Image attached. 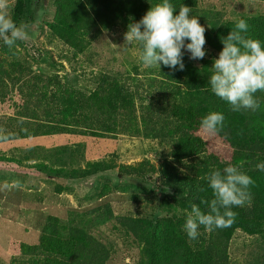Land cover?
<instances>
[{
  "label": "trees",
  "instance_id": "obj_1",
  "mask_svg": "<svg viewBox=\"0 0 264 264\" xmlns=\"http://www.w3.org/2000/svg\"><path fill=\"white\" fill-rule=\"evenodd\" d=\"M71 1L54 0L56 11L46 26L59 41L61 52L65 48L72 51L73 60L83 53L92 25L104 31L118 29L125 36L131 23L160 2L85 0L88 9L74 12L69 9ZM45 2L13 0L10 6V18L24 28L28 40L41 27L35 9H43ZM198 2L171 0L176 8L182 4L190 7L191 14L205 27L206 55L202 60H191L185 53L183 71L161 65L144 77L124 78L119 72L90 71L88 84L80 85L75 65L87 68L81 60L72 66V78L64 75L57 80L55 69L51 74L37 69L31 74L32 65L16 62L14 46L10 49L0 40V55L14 57L0 60L5 61L11 75H16L12 78L15 82L22 80L19 90L23 100L20 105L12 103L16 109L13 114L0 116V169L7 170L5 165H10L9 172L14 171L21 184L6 187L13 188L18 196L3 197L0 214L6 215L21 197H28L24 186L29 191L42 181L51 187L52 195L78 196V190L68 184L98 179L92 189L84 188V198L96 194L87 203L89 207H66L63 212L52 201L33 207L36 224L26 237L31 234L35 240L19 241V256L8 264H113L119 257L108 239L101 238L107 235L101 229L122 232L132 240L136 251L125 256L133 264H230L234 236L264 243V171L257 168L264 164V92L256 93L260 100L257 111L234 112L212 94L208 84L213 61L223 48L221 38L227 37L237 20L244 19L249 26L246 35L264 42V16H240L231 10L213 12L200 8ZM135 49L139 55L137 43ZM68 53L61 57L70 62ZM0 94L3 104L5 94ZM210 111L225 116V127L219 134L205 133L199 127L201 118ZM120 138L139 143L140 162H117L123 160L117 152ZM207 139L219 144L224 156L208 152ZM10 142L24 144L28 151L23 153L30 156L18 161L5 157ZM74 149L78 154L85 151L87 160L82 166H52V159L58 163L77 159L79 163ZM226 164L239 167L252 178L250 201L232 209L235 219L229 227L206 231L201 226L198 238L189 240L182 225L190 206L196 204L207 211L201 201H210L213 194L206 177L213 167L222 171ZM129 207L133 208L132 215H127ZM148 209L150 217H143L142 212ZM163 210L166 216H157ZM6 225L10 232L19 229L15 224ZM0 247V255L4 250L10 252L3 243Z\"/></svg>",
  "mask_w": 264,
  "mask_h": 264
},
{
  "label": "rangeland",
  "instance_id": "obj_2",
  "mask_svg": "<svg viewBox=\"0 0 264 264\" xmlns=\"http://www.w3.org/2000/svg\"><path fill=\"white\" fill-rule=\"evenodd\" d=\"M54 0H46L45 6L43 9H35V15L37 21L41 24L40 29H37L36 33L32 40L24 39L20 40V44L14 45L16 50V62L24 63V66L32 65L31 74L35 69L38 71H43L45 73L51 74L53 69L57 70V80H62L63 76H68L70 78L73 77L72 66L75 65L78 60H81L86 69H81L76 66V76L79 78V84L84 85L88 84V77H90L91 72H97L102 70L104 73H117L121 74L120 77L124 78L125 76L130 77H144L146 73H149L153 70H156L158 66L146 67L139 61V55H137V51L135 49V42L131 45L125 44V36L121 35V32L118 29L104 31L99 28V25H92L88 29V43H84V51L80 54L75 60H73L72 51L68 48L61 52L59 49V41L56 40V36L54 33H51L48 29V22L52 21L54 17V13L56 9L53 7ZM73 3L69 4V9L72 11H83L87 10L88 6L85 3V0H72ZM71 1V2H72ZM13 0H0V13H7L10 17V6L12 5ZM198 6L200 8L210 9L214 11H222L229 12L230 10L240 16L246 17H255V16H264V3L251 1V0H199ZM97 32H100L97 34ZM1 46V45H0ZM66 51H69L68 56L71 57V61L67 62V59H63V56ZM42 53H45V56H40ZM12 58L13 55H11ZM6 55H0V58L11 61L12 58ZM0 60V71H2L3 76L1 77L2 85H0V91L5 94V101L3 104L0 103V116H9L13 114L16 109L12 107V103L17 105L22 104L23 100L20 96V88L22 84V80L19 82H15L14 76L11 75V70L5 66V61ZM54 64V68H52L51 64ZM71 63V64H69ZM38 67V68H36ZM15 73V72H14ZM9 74V75H8ZM54 74V76H56ZM10 76V77H9ZM1 96V94H0ZM118 149L117 152L125 161L124 164H135L136 162L141 161V152L140 145L138 142L129 141L125 138L118 139ZM207 149L208 152L217 153L221 156H224V149L216 143H212L207 139ZM68 146H72L70 143ZM143 147V144H142ZM6 155L7 158H14L18 161V158L24 157V155L30 156V154L23 153L28 151L24 144H17L15 142H10L6 145ZM9 148V149H8ZM9 150V151H8ZM75 150V149H74ZM76 151V150H75ZM77 153V151H76ZM78 154V153H77ZM80 162L77 163V159L65 160L61 163L58 161L50 160L53 164L52 166L56 167H70V166H82L86 159L85 151H81L80 154ZM44 156V155H43ZM149 157V156H148ZM74 158V157H73ZM96 160V158L92 159ZM153 164L156 165V161L151 158L150 159ZM27 165L28 162H23ZM50 164V163H49ZM7 170L0 169V204L3 202L2 199H9L15 196H18L17 191H13V188H6L8 186L16 187L19 185L18 176L13 171V173L9 172L11 168L10 165H5ZM93 178L88 180H84L80 183L68 184L71 188L77 191L78 196L64 194L57 196L55 193L53 195L51 192V187H49L45 182L40 181L38 187L35 189H31V196L25 198L21 197L20 201L16 204L13 209H9L6 211V215L0 214V245L3 243L5 247H7V253L5 250L0 255V263L8 264L12 258L19 256V241L28 240L34 241L35 237L33 235L27 234L31 233L36 224L35 217L37 215L31 212V209L35 206H46L51 203L57 204L56 207L58 210L64 212L66 207L72 208H85L89 207L90 200L96 197V194H88L85 198L82 196L84 192V188L92 189L98 181H95ZM5 182L7 185L1 184ZM97 185V184H96ZM6 188V189H5ZM24 192L26 191L25 186L23 187ZM30 191V192H31ZM99 191V190H98ZM52 196V197H51ZM5 197V198H3ZM51 197V199H50ZM27 200V202H26ZM55 200V202H54ZM31 207H30V206ZM115 205V204H114ZM120 209H124V206H119ZM130 210L127 212V215L133 214V208L129 207ZM30 210V212H27ZM121 211V210H120ZM118 213L117 211H115ZM150 210L142 212L143 217H150ZM157 216L163 218L166 216L165 211H159ZM10 227L19 228L18 230H14L10 232L7 229V225ZM15 224V225H13ZM24 227V228H22ZM27 228V229H26ZM105 229V228H103ZM100 232H105L107 235H102V239H108L110 248L114 249V253H117L119 260L115 257V261L113 264H133L129 261V258L126 257V252H135L134 244L131 239L126 238L122 232L105 229ZM3 233V234H2ZM12 235V237H11ZM230 244V252L232 255V261L230 264H261L264 259V243H258L254 239L244 236H234ZM131 244V245H130ZM129 246V250H127ZM127 247V248H126ZM131 249V250H130ZM0 250L2 248L0 247ZM132 255V254H131ZM124 260L122 261V259Z\"/></svg>",
  "mask_w": 264,
  "mask_h": 264
},
{
  "label": "clouds",
  "instance_id": "obj_3",
  "mask_svg": "<svg viewBox=\"0 0 264 264\" xmlns=\"http://www.w3.org/2000/svg\"><path fill=\"white\" fill-rule=\"evenodd\" d=\"M248 28L247 21L239 19L227 37L221 38L223 48L213 61L208 80L212 94L230 105L234 112L257 111L260 100L256 93L264 92V42L248 37ZM204 33L205 27L191 14L190 7L182 4L176 8L171 0H160L139 21L128 26L125 44L139 45L138 58L146 67L163 65L173 71H183L185 53L191 60L205 57ZM26 38L22 26L7 13H0V40L5 46L11 49L17 41ZM224 121L222 112L210 111L201 118L199 127L215 135L223 131ZM257 168L264 171V164ZM206 178L213 198L201 201L207 205V211L196 204L190 206L182 225L189 240L198 238L201 226L206 231L229 227L235 219L232 209L250 201L253 180L239 167L226 164L222 171L213 167Z\"/></svg>",
  "mask_w": 264,
  "mask_h": 264
},
{
  "label": "crops",
  "instance_id": "obj_4",
  "mask_svg": "<svg viewBox=\"0 0 264 264\" xmlns=\"http://www.w3.org/2000/svg\"><path fill=\"white\" fill-rule=\"evenodd\" d=\"M35 188H36V187H35ZM35 188H34V189H35ZM36 189H37V188H36ZM30 191H31V189H30L29 192H28V194H29L28 196H29V197H30L31 194H32V191H31V192H30ZM20 226H21V225H20ZM21 227H22V226H21ZM22 228H24V227H22ZM11 237H12V235H11ZM19 243H20V242H19Z\"/></svg>",
  "mask_w": 264,
  "mask_h": 264
}]
</instances>
